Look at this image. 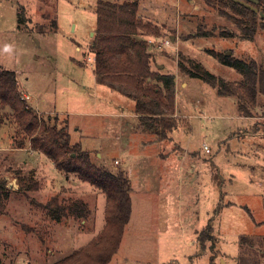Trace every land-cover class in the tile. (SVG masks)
Returning <instances> with one entry per match:
<instances>
[{
	"label": "rangeland",
	"instance_id": "374dc122",
	"mask_svg": "<svg viewBox=\"0 0 264 264\" xmlns=\"http://www.w3.org/2000/svg\"><path fill=\"white\" fill-rule=\"evenodd\" d=\"M97 2L0 0V68L17 74L39 125L67 126L71 144L90 152L97 168L130 178L133 213L109 264H264V96L242 118L236 97L219 96L181 69L202 66L239 83L242 75L215 54L264 63V29L243 40L233 18L205 0H139L138 19L154 34L134 37L148 43L153 69L176 77L174 111L165 98L162 106L179 126L161 140L133 113L128 95L142 92L97 82ZM151 40L171 44L150 49ZM31 148L11 108L0 104L1 264H58L106 229V194ZM54 200L83 202L86 216L66 210L54 219L47 208Z\"/></svg>",
	"mask_w": 264,
	"mask_h": 264
},
{
	"label": "trees",
	"instance_id": "16d2710c",
	"mask_svg": "<svg viewBox=\"0 0 264 264\" xmlns=\"http://www.w3.org/2000/svg\"><path fill=\"white\" fill-rule=\"evenodd\" d=\"M244 1L264 12V0H259L258 3ZM205 2L208 6L217 9L220 14L233 18L243 40L253 41L258 30L264 29V18L260 12H255L234 0H205ZM139 6V0H126L123 3L98 0L97 26L91 47L95 55L94 73L97 82L102 86L115 89L117 84H125L142 92L143 97L131 96V93L128 95L135 100L133 113L139 117V126L143 131L152 132L159 139L164 140L179 126L173 115L163 113L165 110L162 106L165 98L169 101V110L174 111L176 77L173 74L162 73L159 68L153 69L148 43L134 37L154 34L152 25L144 24L138 19ZM224 9H230L238 17L227 13ZM234 35V33L221 34L227 37ZM215 56L221 63L237 70L242 75V81L226 82L202 66H198L196 70H188L182 66L181 69L189 76L201 78L216 88L219 96L236 97L241 116L252 117L257 109L259 96H264V63H259L253 58H234L226 53ZM0 104L11 108L20 129L30 137L32 150L44 153L54 160L60 170L78 174L82 181L101 189L107 196V224L100 240H93L88 246L77 250L58 264H109L120 248L125 228L133 213L132 185L128 175L123 171L112 172L97 168L92 163L90 152L82 150L80 145L71 144L67 126L48 127L43 121L39 125V115L28 106L20 93L17 74L1 68ZM73 154L76 156L72 157ZM47 208L49 214L57 220L67 215L66 210L79 217H85L87 211L85 204L79 201L68 206H60L54 200L47 205ZM206 237H208L206 232L202 231L200 241L203 242ZM246 262L256 264L246 260L242 264Z\"/></svg>",
	"mask_w": 264,
	"mask_h": 264
},
{
	"label": "water",
	"instance_id": "95a60500",
	"mask_svg": "<svg viewBox=\"0 0 264 264\" xmlns=\"http://www.w3.org/2000/svg\"><path fill=\"white\" fill-rule=\"evenodd\" d=\"M234 1L244 5L246 7H249L251 9H253L255 12H260V15L264 18V12L263 11H259V9L254 7L252 4H250V3H248V2H246L244 0H234ZM250 1H252L254 3H258L259 0H250ZM230 54H231L230 52L227 53V55H230Z\"/></svg>",
	"mask_w": 264,
	"mask_h": 264
},
{
	"label": "built area",
	"instance_id": "2783aa9c",
	"mask_svg": "<svg viewBox=\"0 0 264 264\" xmlns=\"http://www.w3.org/2000/svg\"><path fill=\"white\" fill-rule=\"evenodd\" d=\"M150 49H153V48H157L159 47L160 49H162L163 47H166V46H169L171 44V41L170 40H166L164 41L163 43L161 44H157V43H154L153 40L150 41ZM205 149L207 150V152H210V149L209 147L205 144L204 145Z\"/></svg>",
	"mask_w": 264,
	"mask_h": 264
},
{
	"label": "crops",
	"instance_id": "0c3cea01",
	"mask_svg": "<svg viewBox=\"0 0 264 264\" xmlns=\"http://www.w3.org/2000/svg\"><path fill=\"white\" fill-rule=\"evenodd\" d=\"M172 39L174 40L175 38L172 37ZM178 80H179V79H177V87H178ZM182 85L185 87V86L188 85V83L185 81ZM200 103H205V102H204L203 100H201ZM176 110H177V108H176ZM176 115H178V114H176ZM174 116H175V115H173V117H174ZM242 118H244V117H242ZM175 131H176V130H175ZM193 180H194V182H196V181L199 180V174H198V173H196V172L194 173Z\"/></svg>",
	"mask_w": 264,
	"mask_h": 264
}]
</instances>
